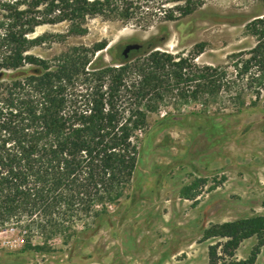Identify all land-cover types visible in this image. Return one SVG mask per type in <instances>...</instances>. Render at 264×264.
<instances>
[{
	"label": "rangeland",
	"instance_id": "obj_1",
	"mask_svg": "<svg viewBox=\"0 0 264 264\" xmlns=\"http://www.w3.org/2000/svg\"><path fill=\"white\" fill-rule=\"evenodd\" d=\"M14 1L0 0L1 36L13 11L5 5ZM19 2L25 9L31 0ZM139 2L137 18H151L147 29L137 18L98 16L79 36L68 34L67 21L45 23L28 34L29 53L53 60L72 46L107 41L98 55L117 66L126 45L124 56L135 62L150 46L192 58L204 44L195 62L218 71L214 86L193 93L196 81L180 86L169 76L162 96L139 104L147 126L138 133L137 171L93 207L110 220L99 224L75 207L51 223H0V264H264V33L249 28L264 19V0H204L201 10L167 23L168 34L157 14L176 3ZM5 51L0 46V58Z\"/></svg>",
	"mask_w": 264,
	"mask_h": 264
},
{
	"label": "trees",
	"instance_id": "obj_2",
	"mask_svg": "<svg viewBox=\"0 0 264 264\" xmlns=\"http://www.w3.org/2000/svg\"><path fill=\"white\" fill-rule=\"evenodd\" d=\"M165 1L176 3L157 14L166 34L167 23L191 16L206 4ZM20 4L15 0L5 5L13 11L10 29L0 35V46L6 49L0 58V223L23 217L51 223L69 215V208L81 207L101 224L111 217L108 212L95 213V202L112 200V193L130 183L137 171L138 133L147 126L139 104L149 94L162 96L172 82L196 81L193 93L213 87L218 71L197 66L194 56L205 51L204 44L195 46L198 52L192 58L152 51L150 46L135 62L124 56L126 45L117 52L121 60L117 66L98 55L107 41L72 46L53 60L41 58L29 53L28 46V34L38 25L67 21L68 34L82 36L88 32L89 19L130 21L142 14V3L31 0L25 9ZM150 19L136 20L147 29ZM249 28L264 33V19L253 21ZM151 40L155 47L161 43ZM168 68H173L171 74ZM182 91L181 87L180 95ZM128 102L129 106L121 105Z\"/></svg>",
	"mask_w": 264,
	"mask_h": 264
},
{
	"label": "water",
	"instance_id": "obj_3",
	"mask_svg": "<svg viewBox=\"0 0 264 264\" xmlns=\"http://www.w3.org/2000/svg\"><path fill=\"white\" fill-rule=\"evenodd\" d=\"M130 50H131V46H128V47L126 48L125 55H127V53H128Z\"/></svg>",
	"mask_w": 264,
	"mask_h": 264
}]
</instances>
